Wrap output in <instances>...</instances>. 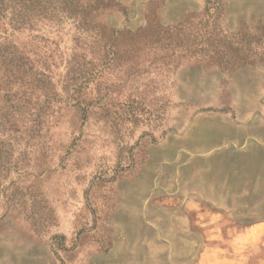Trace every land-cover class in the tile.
<instances>
[{"label": "rangeland", "instance_id": "rangeland-1", "mask_svg": "<svg viewBox=\"0 0 264 264\" xmlns=\"http://www.w3.org/2000/svg\"><path fill=\"white\" fill-rule=\"evenodd\" d=\"M112 1L0 34V264H196L211 212L264 264V0Z\"/></svg>", "mask_w": 264, "mask_h": 264}, {"label": "trees", "instance_id": "trees-1", "mask_svg": "<svg viewBox=\"0 0 264 264\" xmlns=\"http://www.w3.org/2000/svg\"><path fill=\"white\" fill-rule=\"evenodd\" d=\"M206 3L215 8L213 0H207ZM115 6L112 0H0V34L6 36L8 32L25 31L36 22L72 19L84 31L102 29L101 39H105L106 28L97 24L95 18L102 11ZM12 49L10 43H0V68L4 71L13 64L15 69L22 70L21 57L25 54L23 51L18 53L11 51ZM18 62L20 65H16ZM9 117L10 115L0 113V135L3 134L1 137L6 130L12 132L14 129ZM1 153L2 149H0ZM233 222L237 225H252V223H241L239 220Z\"/></svg>", "mask_w": 264, "mask_h": 264}, {"label": "crops", "instance_id": "crops-1", "mask_svg": "<svg viewBox=\"0 0 264 264\" xmlns=\"http://www.w3.org/2000/svg\"><path fill=\"white\" fill-rule=\"evenodd\" d=\"M208 215V214H207ZM212 218H215L216 224L210 226L208 223H198L199 215H192L191 222L200 230L205 236L204 248L200 253V257L196 264H242L238 259V248L242 244L240 238L246 236L245 244L250 245L260 232V224H252L244 227H236L235 223L228 221L227 218L211 212ZM200 220V219H199ZM233 225L235 228L232 230L234 242L232 245L229 244L228 231L225 228ZM198 226V227H197ZM215 226H218L216 229ZM245 241V240H244ZM231 243V242H230Z\"/></svg>", "mask_w": 264, "mask_h": 264}]
</instances>
